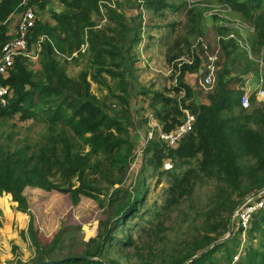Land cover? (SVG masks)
<instances>
[{"label": "rangeland", "instance_id": "rangeland-1", "mask_svg": "<svg viewBox=\"0 0 264 264\" xmlns=\"http://www.w3.org/2000/svg\"><path fill=\"white\" fill-rule=\"evenodd\" d=\"M148 1L98 0V5L91 6L92 12L87 20L81 19L84 6L72 5L70 0H38L34 4L29 0L22 2L24 7L34 8L37 22L57 28L65 47V50L56 52L60 64L72 78L87 73L92 95L108 114L116 117L127 128L133 151L123 176L117 170L112 172L108 180L101 174H89V179H94L98 186L99 199L82 196L81 201L74 205L64 192L33 187L25 188L20 194H0V264L34 262L35 249L28 231L33 218L43 243L49 242L59 229L67 227V248L64 252L80 253L84 241L98 234L100 221L105 219V212L110 211L109 196L120 186L112 185L113 180L122 178V186L133 191L145 181L148 189L147 205L164 211L169 178L147 166L148 155L144 150L150 141L159 140L160 131L165 132L163 122L157 115L166 106L158 95L167 97L170 105L175 100L180 103L184 95L174 90L179 85L183 65L179 67L178 63L181 58H194L193 55L203 58H200L196 74L187 73L184 80L195 89L193 100L197 102L210 103V95L217 87L219 75L226 73L225 68L230 69V76H226L225 80L231 76L234 79L229 86L254 93L260 85H264V59L262 50H256L259 44L255 23L243 12L233 11L223 0H162L165 3L162 10L149 6ZM192 9L194 12L191 13ZM20 13L9 16V32L14 33L18 27ZM57 16L68 17L67 28L58 25ZM220 26L227 27L229 31L220 32ZM246 26L254 28V31L246 29ZM45 37L42 34L38 36L37 40H33L28 54L17 59L33 72L34 80H41L43 84L50 81L43 76V45L41 43L39 47L36 43ZM231 38L239 44L241 55L227 60L221 39L226 41ZM79 41L82 42L80 47ZM209 55L215 57L217 70L213 82L206 84V64L213 62L209 60ZM261 104L263 102L256 100L253 108ZM250 126L258 128L254 123ZM53 135L60 147L73 132L65 125L50 126L42 116L26 118L17 113L0 117V152L5 150L14 153L27 146L30 148L27 154L33 160L42 162L43 149H46L48 141H52ZM72 142L74 150L86 153L90 149L78 138ZM123 152L127 153V150ZM92 159L96 163L101 158L92 155ZM242 163L247 168L259 165L258 159L253 156L245 157ZM172 165L171 160L167 159L163 168L171 169ZM263 171L264 164L257 174ZM49 173L50 180L64 183L58 173ZM255 177L242 178L234 189L227 181L203 173L201 179L192 183L191 197L181 199L183 201L169 209L160 220L150 212L144 219L137 218L140 224L150 226L152 222H162L165 227L166 238L154 245L156 260L152 259V263L161 264L172 253H184L194 239H200L204 234L218 237L216 241L222 240L228 235L232 217V235L218 243L227 244L221 245L213 254V263L209 261L206 264H237L245 257L249 247L260 248L264 241V225L256 229L254 222H260L264 205L250 215L245 226L242 221L245 209H237L241 203V193L252 185ZM73 182L77 183L76 178ZM235 202L238 204L234 205ZM104 203L107 206H103ZM226 219L229 220L227 229L223 227ZM77 224L81 225V230L70 227ZM133 238H140L139 231L133 233ZM149 239L143 236L139 244ZM130 249L127 251H130V262H133L137 256ZM205 249L207 247L194 255ZM148 250H141L145 257L149 255Z\"/></svg>", "mask_w": 264, "mask_h": 264}, {"label": "trees", "instance_id": "trees-1", "mask_svg": "<svg viewBox=\"0 0 264 264\" xmlns=\"http://www.w3.org/2000/svg\"><path fill=\"white\" fill-rule=\"evenodd\" d=\"M23 1L0 0V50L12 38L9 24L7 25L9 16L26 8ZM29 1L32 4L38 2V0ZM70 1L72 5L84 6L85 11L81 16L83 20L90 18L91 6L98 5V0ZM223 1L230 5L233 11L243 12L254 21L259 44L256 50H262L264 59V0ZM148 5L162 10L165 3L162 0H149ZM261 9L263 11H260ZM192 12L194 9L191 10ZM68 20V17L66 19L57 16L58 25L62 28H67ZM219 31H229V29L220 26ZM41 34L46 36L42 41L41 53L44 58L43 76L50 82L43 84L40 83L41 80H34L33 72L17 58L12 73L5 81L13 89V97L7 107H0V117H9L17 113L26 118L42 116L52 127L59 124L69 127L73 135L65 139V143L60 147L53 135L52 141H48L45 145L46 149H43L42 162L33 160L27 154L30 149L27 146L19 148L14 153L2 150L0 194H20L25 188L33 187L45 191L64 192L69 195L74 205L81 201L82 196L99 199L98 186L94 183V179H89V174H101L107 180L114 170L124 175L133 151L127 128L97 103L91 93L86 72L81 73L78 78H72L66 73L56 57L57 51L65 50L63 37L57 33V28L36 22L29 34L30 44ZM81 44L82 42L79 41L78 46ZM221 44L227 60L241 55L240 46L234 39L226 41L221 39ZM200 58L202 59L200 55H196L193 64L185 63L181 67L179 85L174 89L178 94L184 93L180 103L175 100L174 104L170 105L167 97L158 95L166 106L157 115L163 122L165 132L172 131L183 122L185 108L196 115L194 129L186 134L177 146H170L159 138L158 141H148L149 145L144 150L148 155L147 166L154 172H159L161 176L166 175L169 178L170 186L167 188L168 198L163 207L164 211L147 205L148 189L145 181L133 191L129 187L122 186V178L113 180L112 185L120 184V186L116 187L109 196L110 211L105 212V219L100 221L98 234L89 241H84L80 253L64 252L67 248L65 244L67 227L59 229L45 244L39 237L35 219H31L28 231L31 245L35 249L32 264L50 259L59 260L56 264H153L152 259L156 260L154 245L165 240V227L162 222H152L150 226L140 224L137 218L144 219V216L150 212L160 220L169 209L180 204L183 201L181 199L186 196L191 197L192 183L201 179L203 173L227 181L234 189L242 178L256 175L252 185L241 193L240 202L250 192L264 187V171L262 174H257L264 164V102L253 108L257 100L254 92L251 95V107L244 108L242 106L244 90L228 85L234 80L232 76L229 80H225L226 76H230L228 68H225L226 73L219 75L217 87L210 95V103L193 100L195 89L184 80L187 73L198 71ZM251 123L256 124L258 128L250 126ZM77 138L90 148L88 152L73 149L72 141ZM124 149L127 153L123 152ZM92 155L101 159L94 163ZM248 156L256 157L259 165L247 168L242 161ZM167 159L173 164L171 169L163 168ZM52 171L58 173L64 179V183L50 180L49 172ZM74 178L76 184L73 182ZM144 186V190H140ZM236 204L238 202L234 203ZM103 206L107 205L104 203ZM228 224L229 220L226 219L223 227L227 229ZM263 225L264 210L261 212L260 222H254V228L261 229ZM70 227L75 230L82 229L79 224ZM238 229L240 234L241 227ZM135 231H139L140 238H133ZM143 236L150 239L139 244ZM262 236L264 237V233ZM217 239L216 236L204 234L200 239H194L187 251L172 253L161 264H183L198 250L208 247ZM226 244L221 243L223 246ZM221 245H214L187 264H206L209 261L213 263L212 256ZM130 247L137 256L133 262H130V251H127ZM259 247H249L245 257L237 264H264V241ZM144 248L149 249V255L146 257L141 251Z\"/></svg>", "mask_w": 264, "mask_h": 264}, {"label": "built area", "instance_id": "built-area-1", "mask_svg": "<svg viewBox=\"0 0 264 264\" xmlns=\"http://www.w3.org/2000/svg\"><path fill=\"white\" fill-rule=\"evenodd\" d=\"M20 15L21 20L18 23V27H16L12 38H10L0 50V107H7L13 97V89L9 84L5 83V81L12 73L16 59L21 55H27L32 45L29 41V34L37 22V15L34 11V8L31 6H26V8L21 11ZM246 29L254 31V28L250 26H246ZM43 40L44 38L38 40L36 44L40 47ZM193 56L194 58L190 59L181 58L178 66L181 67L184 63L193 64L195 62L196 55ZM208 58L213 62L206 64L208 69L206 84H211L215 79V71L217 70V66L215 65L214 56L209 55ZM251 95L252 93L250 91L244 92L242 97V106L244 108L251 107ZM256 97L258 102H264V85H260L258 87L256 91ZM183 112L185 113V118L181 124L168 133L160 131V138L165 140V142H167L170 146H177L183 137L194 129L196 115L187 108L183 109ZM248 197H250V195ZM263 197L264 191L256 198H249L240 208H237L238 211L245 209L242 220L244 226L245 221H248L250 215L259 207L264 205V202L262 201Z\"/></svg>", "mask_w": 264, "mask_h": 264}, {"label": "water", "instance_id": "water-1", "mask_svg": "<svg viewBox=\"0 0 264 264\" xmlns=\"http://www.w3.org/2000/svg\"><path fill=\"white\" fill-rule=\"evenodd\" d=\"M264 191V187L256 190L254 193H252L250 195V197L248 198H245L239 205H238V208H240L249 198H256L257 196H259L262 192ZM232 232H233V217L231 218V221H230V224H229V230H228V235L223 238L222 240L220 241H215L211 246L207 247V249L203 250L201 253L197 254V255H194L191 259H189L188 261L184 262L183 264H187L189 261H192L193 259L201 256L203 253L207 252L209 249H211L214 245L220 243V242H223L225 240H227L231 235H232ZM59 260L57 259H50V260H45V261H41L37 264H56L58 263Z\"/></svg>", "mask_w": 264, "mask_h": 264}, {"label": "clouds", "instance_id": "clouds-1", "mask_svg": "<svg viewBox=\"0 0 264 264\" xmlns=\"http://www.w3.org/2000/svg\"><path fill=\"white\" fill-rule=\"evenodd\" d=\"M16 30V29H15ZM15 30H14V32H15ZM12 35H13V33H11Z\"/></svg>", "mask_w": 264, "mask_h": 264}]
</instances>
